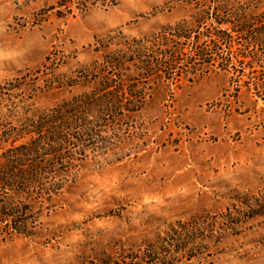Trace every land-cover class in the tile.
Listing matches in <instances>:
<instances>
[{
	"label": "rangeland",
	"instance_id": "374dc122",
	"mask_svg": "<svg viewBox=\"0 0 264 264\" xmlns=\"http://www.w3.org/2000/svg\"><path fill=\"white\" fill-rule=\"evenodd\" d=\"M97 4L0 0V133L92 88L78 71L123 48L113 37L193 13L178 0ZM242 67L240 81L151 76L140 110L102 116L107 140L83 135L55 161L61 188L31 202L34 233L0 243V264H264V102Z\"/></svg>",
	"mask_w": 264,
	"mask_h": 264
},
{
	"label": "trees",
	"instance_id": "16d2710c",
	"mask_svg": "<svg viewBox=\"0 0 264 264\" xmlns=\"http://www.w3.org/2000/svg\"><path fill=\"white\" fill-rule=\"evenodd\" d=\"M178 2L193 8L189 19L141 37H113L114 45L123 48L104 51L96 67L78 71L77 79L92 88L47 108L16 131L0 133V243L34 233L31 202L56 194L58 174L68 170L55 161L83 135L107 140L101 129L109 128L108 119L102 116L140 110L151 76L191 82L213 70H233L240 81L245 70H235L238 63L248 68L245 86L264 102V0ZM83 116L91 120L83 122Z\"/></svg>",
	"mask_w": 264,
	"mask_h": 264
}]
</instances>
